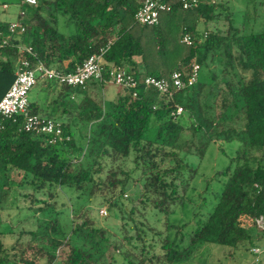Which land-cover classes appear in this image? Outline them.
Listing matches in <instances>:
<instances>
[{"label":"trees","instance_id":"1","mask_svg":"<svg viewBox=\"0 0 264 264\" xmlns=\"http://www.w3.org/2000/svg\"><path fill=\"white\" fill-rule=\"evenodd\" d=\"M22 1L14 0L19 4L14 20L26 30L0 48V98L21 55L31 66L41 61L70 71L109 40L106 68L166 79L175 70L187 74L194 62L200 69L196 82L182 89L120 87L111 100L102 96L108 80L61 85L62 114L53 119L63 134L54 143L25 131L23 114L16 121L0 115V211L25 209L35 226L16 233L0 215V264H49L63 245L69 250L65 264H111L120 249L125 264H173L203 244L241 248L252 261L251 248L264 245L256 226L264 215V26L249 27L247 8L264 0H244L245 9L224 0H203L187 9L179 0H160L170 8L155 25L135 21L141 0H37L28 8ZM9 22L0 20L4 34ZM172 22L175 27L164 28ZM199 23L203 33L197 31ZM186 32L195 44L181 42ZM19 44L30 45L33 55L20 54ZM74 94L80 98L72 99ZM178 106L182 110L176 114ZM27 110L47 117L31 104ZM215 140L240 145L211 177L219 186L207 194L206 183L194 194L190 182L197 166L187 158L201 159ZM128 159L132 167L125 169ZM99 188L110 189L117 199L107 201L109 212L123 208L120 230L133 232L125 244L106 223L90 217L74 223L72 211L78 213V204ZM70 193L76 196L69 204ZM177 208L188 215L171 221ZM152 209L163 222H150L147 210ZM12 234L17 242L7 244L4 238Z\"/></svg>","mask_w":264,"mask_h":264},{"label":"built area","instance_id":"2","mask_svg":"<svg viewBox=\"0 0 264 264\" xmlns=\"http://www.w3.org/2000/svg\"><path fill=\"white\" fill-rule=\"evenodd\" d=\"M182 7L187 9L192 6H197L203 0H179ZM24 4L33 6L37 4V0H23ZM3 8L7 4L2 5ZM169 5L160 0H141V3L135 12L134 19L139 24L155 25L159 22L160 13L169 10ZM21 16H25V11H20ZM25 26L17 20H12L8 23L7 34L0 30V48L8 42L15 34H23ZM3 35H5L3 37ZM181 42L186 45L195 44L192 34L186 32L181 38ZM111 44V40L99 49V52L90 54L81 64L77 65L73 70L65 71L56 67L47 66L41 61H38L34 66H31L30 60L25 56H20L18 66L14 72V80L8 87L4 95L0 98V115L3 119L16 121L19 114H23L22 128L25 131H31L36 134H44L49 136V142L54 143L62 139L63 129L61 123L52 117H43L38 114L28 113V94L30 89L36 84L38 79L43 81H52L57 85H66L70 87H84L91 80L111 82L121 88H137L144 86L151 87L160 92H167L170 87L182 89L187 85H192L196 82L199 75L200 65L192 63L189 72L184 74L182 70H175L171 73L170 79L156 77L154 75L145 74L142 77H137L133 72H129L124 68L110 66L106 68L104 62V53ZM18 50L20 54L29 53L33 55V51L28 44H19ZM4 57L0 53V60ZM36 72L39 75L36 76ZM107 76V77H106ZM136 94V91L133 93ZM182 108L178 106L175 113L179 114ZM100 215H106V209H99ZM256 226L264 233V215L256 218ZM252 261L249 264H259L261 254L264 253L263 246H254L251 248Z\"/></svg>","mask_w":264,"mask_h":264},{"label":"rangeland","instance_id":"3","mask_svg":"<svg viewBox=\"0 0 264 264\" xmlns=\"http://www.w3.org/2000/svg\"><path fill=\"white\" fill-rule=\"evenodd\" d=\"M7 4L8 11L13 12L15 10H18L19 4L15 3L14 0H0ZM219 1V0H217ZM227 1V6L231 5L235 7V9H245L242 2L239 1L238 3L233 0H224ZM24 8H28V5H24ZM234 9V8H232ZM248 24L249 27L252 26L253 28L264 26V3L262 5H259L256 9L252 7L251 4L248 5ZM2 15H6L5 12L1 13ZM162 15L164 13H161ZM166 26V27H165ZM176 25L171 23V25L167 26L164 25V28H170L175 27ZM197 31L199 33H203L205 31V28L202 26V24H198ZM39 75V72H36V76ZM48 83L45 81L43 83L38 82L30 89L29 93V99H32L36 96L37 93L43 95V92L40 90V85H47ZM240 143L236 140L233 141H223V140H215L210 143L208 146L205 155L200 159L197 156H189L187 159L191 164H195L197 166V175L194 178L193 182H190V185H195L196 190H194V194H197L198 192H203L205 186L208 184V190L207 194L214 190L216 187L219 186V182L215 179H211L212 176L218 171L223 169L229 162V159L235 155L236 150L238 149ZM125 169L132 167V164L130 160L128 159L127 162L123 165ZM208 180V181H207ZM207 183V184H206ZM190 187V186H189ZM111 190H107L106 192L104 189H96L90 196L89 201L84 204H78L81 205L79 207L80 210L78 213H75L72 211V216L74 223L82 221L84 219H88L89 217L92 218V220L99 224H105L111 229L115 231H119V241L123 244L126 242L125 236H128L129 234H132L133 232H127V227L125 229L120 230L121 225V216H123L122 207L119 211L117 209H113V213L109 212L107 209V201L108 200H117L114 198L113 193L110 192ZM127 197L124 198L125 205H128L129 198L131 196V193L128 192ZM76 196L75 193H70L66 197L69 204L73 200V197ZM70 197V198H69ZM59 198V197H58ZM69 198V199H68ZM111 198V199H110ZM197 201L198 198L196 197ZM59 201H61V198L56 201L57 203L55 206L59 208ZM67 204V207L70 206ZM40 206L42 204L36 203V206ZM78 207V208H79ZM105 208L107 211L106 215H100L99 209ZM74 210V209H72ZM188 210L185 211H179L178 208L176 209V212L173 213L170 216L171 221H176L177 218L186 217L188 215ZM70 212V211H69ZM26 210L23 209L19 213H16L15 211H10L9 215H7V211L3 210L0 211V215L2 217V221L4 223L9 224L8 226H12L14 229V232L19 233L21 230H28V229H35L34 221L30 217H25ZM95 215V216H94ZM11 216V217H10ZM147 216L151 220L156 219L157 221L163 222V215L161 213L152 210H147ZM10 217V218H9ZM156 228H159L160 230L162 227L158 226ZM23 238H26L25 236ZM18 235L15 236L12 234L11 236H5L4 241L7 244H11L13 242H17ZM27 241L28 239H24ZM37 241V240H36ZM38 243V242H37ZM68 247L66 245H63L58 248L57 250V256L54 262L49 264H65V258L68 255ZM263 254V253H262ZM261 257H264V255ZM250 255L247 251H244L241 248L232 249L225 246H215L210 244H203L200 245L196 250H194L191 255L185 259L184 261L176 262L173 264H249ZM261 260V259H260ZM126 260L123 256V253H121V249L115 252V258L111 262V264H125ZM157 264H166V263H157ZM259 264H263L262 261L259 262Z\"/></svg>","mask_w":264,"mask_h":264},{"label":"crops","instance_id":"4","mask_svg":"<svg viewBox=\"0 0 264 264\" xmlns=\"http://www.w3.org/2000/svg\"><path fill=\"white\" fill-rule=\"evenodd\" d=\"M233 1H236L238 3L241 0H233ZM5 9L6 11L4 10V12H6V15L4 16L0 12V20L2 21L5 20L6 22L14 20L16 18L19 8L18 10L13 11L12 13L8 11V6ZM68 62H69L68 60H65L63 62L64 66H67ZM38 80L40 81V83L45 82L41 79H38ZM47 83L48 84L45 85V87L43 85H40L39 91L43 92V95L37 93L36 96L32 99H29L28 97L29 104H31L32 108H34L36 112L39 114H43V115H46L52 118L54 117L58 118L59 116H61L62 109H63V105H62L63 98L61 96L63 95L62 90H61L62 87L52 81H48ZM119 90H120L119 86L111 82H106L104 83L102 96L105 100L114 99L120 92ZM78 98H80V95H77V94H74L72 97V99L74 100H77ZM263 255L264 253L262 254V256ZM260 261H262L264 264V257H261Z\"/></svg>","mask_w":264,"mask_h":264}]
</instances>
